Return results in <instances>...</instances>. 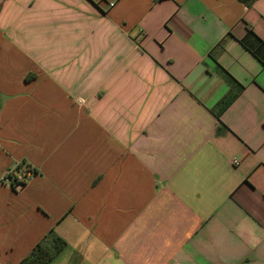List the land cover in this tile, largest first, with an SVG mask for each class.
Wrapping results in <instances>:
<instances>
[{"label": "crops", "instance_id": "crops-1", "mask_svg": "<svg viewBox=\"0 0 264 264\" xmlns=\"http://www.w3.org/2000/svg\"><path fill=\"white\" fill-rule=\"evenodd\" d=\"M52 229L49 264H264V0H0V264Z\"/></svg>", "mask_w": 264, "mask_h": 264}, {"label": "trees", "instance_id": "trees-1", "mask_svg": "<svg viewBox=\"0 0 264 264\" xmlns=\"http://www.w3.org/2000/svg\"><path fill=\"white\" fill-rule=\"evenodd\" d=\"M244 3L251 4L254 0H241ZM29 75L26 79H29ZM28 171L35 172L29 164L20 163L15 172L8 173L6 176L11 180L10 183L15 190L16 183H22L24 186L27 181ZM22 177V178H21ZM66 240L53 229L46 233L32 248L29 254L23 257L17 264H49L60 251L66 246Z\"/></svg>", "mask_w": 264, "mask_h": 264}, {"label": "built area", "instance_id": "built-area-1", "mask_svg": "<svg viewBox=\"0 0 264 264\" xmlns=\"http://www.w3.org/2000/svg\"><path fill=\"white\" fill-rule=\"evenodd\" d=\"M234 162V164H239V162L237 161V160H234L233 161ZM8 177H6V179H7ZM22 178V177H21ZM8 180H10L9 178H8ZM11 181V180H10ZM16 188L19 190V189H21L22 187H23V185H22V183H16Z\"/></svg>", "mask_w": 264, "mask_h": 264}, {"label": "rangeland", "instance_id": "rangeland-1", "mask_svg": "<svg viewBox=\"0 0 264 264\" xmlns=\"http://www.w3.org/2000/svg\"><path fill=\"white\" fill-rule=\"evenodd\" d=\"M59 258H62V257H59ZM59 258H58V261H56V262H57V264L59 263V260H60ZM54 264H55V263H54Z\"/></svg>", "mask_w": 264, "mask_h": 264}]
</instances>
